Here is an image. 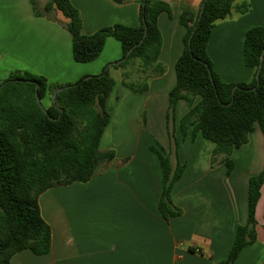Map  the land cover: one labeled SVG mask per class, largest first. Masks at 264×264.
<instances>
[{"label": "crops", "instance_id": "1", "mask_svg": "<svg viewBox=\"0 0 264 264\" xmlns=\"http://www.w3.org/2000/svg\"><path fill=\"white\" fill-rule=\"evenodd\" d=\"M33 1L41 8L46 0ZM70 1L80 12L83 34L114 23L139 24L140 0ZM163 1L171 9V16L163 12L157 19L158 60L165 72L149 80L147 91L135 93L121 82L123 68L108 66L114 85L99 149H112L115 157L102 159L86 183L56 185L40 194L41 215L51 229L50 251L38 255L23 249L12 255L11 264H214L226 258L236 225L247 219L248 179L264 166V138L254 125L248 142L232 151L234 167L227 175L220 157L211 163L213 142L200 134L191 139L189 132L182 138L178 119L189 106L180 100L173 134L185 169L171 199L182 213L170 220L161 215V170L149 147L158 145L175 162L166 114L185 33L179 16L184 9L196 15L202 0ZM247 1L251 10L218 20L207 44L213 70L224 82H250L255 75L244 64L243 42L247 29L264 26V0ZM66 22L56 10L36 15L31 0H0V80L24 71L49 83H72L122 57L120 43L108 37L95 59L75 62ZM43 103L49 104L48 97ZM255 219V240L234 264H264V183Z\"/></svg>", "mask_w": 264, "mask_h": 264}, {"label": "trees", "instance_id": "2", "mask_svg": "<svg viewBox=\"0 0 264 264\" xmlns=\"http://www.w3.org/2000/svg\"><path fill=\"white\" fill-rule=\"evenodd\" d=\"M31 3L38 16L56 10L67 19L64 27L71 37L73 59L78 63L95 59L108 37L120 43L124 57L146 30L142 42L118 65L124 70L121 82L131 91H147L149 80L165 72V66L158 60L161 34L157 19L163 12L171 16L167 2L140 0L137 26L114 23L91 34L81 32L80 12L70 0H46L41 8L33 0ZM201 4L204 6L198 23L199 12L194 15L184 9L179 16L185 33L183 48L174 66L175 84L167 94L166 114L175 162L158 145L149 147L157 156L161 170L158 210L166 220L182 213L171 199L172 187L185 169L177 157V140L173 134L176 105L180 100L189 106L178 119L182 138L189 132L191 139L200 134L213 142L211 163L220 157L227 175L234 167L232 151L248 142L254 125L264 138V57L258 81L254 75L250 82H224L213 70L207 53L216 22L233 12L247 13L250 4L247 0H202ZM263 50L264 26L247 29L243 42L244 64L256 72ZM36 83L47 114L36 101ZM113 85L107 65L98 74L82 76L72 83H49L41 75L24 71H14L0 80V264H11L12 255L23 249L47 254L51 248V229L41 215L40 194L56 185L86 183L102 159L115 157L114 150L99 149L100 138L109 122L106 101ZM65 86L68 88L57 92L53 104V91ZM45 96L48 105L43 103ZM263 183L264 166L248 179L246 222L236 225L226 258L214 264H234L242 248L255 240V209Z\"/></svg>", "mask_w": 264, "mask_h": 264}, {"label": "water", "instance_id": "3", "mask_svg": "<svg viewBox=\"0 0 264 264\" xmlns=\"http://www.w3.org/2000/svg\"><path fill=\"white\" fill-rule=\"evenodd\" d=\"M113 1H115V2H121V0H113ZM203 6H204V4H201V6H200L199 14H198V18H197V23H198L199 20H200L201 13H202V10H203ZM196 27H197V24L193 27V29H192V31H191V33H190V37H189V40H188L189 43H190L191 37H192L193 32H194V30H195ZM145 34H146V30H144V34H143L142 39H141L138 43H136L134 46H136V45H138L139 43L142 42L143 38L145 37ZM134 46H133V47H134ZM133 47H131V48L127 51V53H126V55H125L124 57H121L120 59H118L117 61H115V62H113V63H109V64L107 65V67L110 66V65H112V64H113V65H119L122 61L125 60L126 56L130 53V51L133 49ZM263 57H264V50L261 52L259 67H258V69H257L256 72H255V78H256L257 81H258V79H259V72H260V69H261V66H262ZM207 70H208V73H209L210 79H211L212 84H213L212 75H211V70H210L209 68H208ZM86 78H87V77H86ZM1 86H2V85H1ZM65 88H68V86L60 87V88H57V89H55V90L53 91V93H52V97H51V100H52V103H53V104H55V102H56V94H57V92H59V91L65 89ZM234 90H235V88L232 89V94H233ZM35 97H36V101H37L38 105L40 106V108L46 113V110H45L44 106L42 105V103H41V101H40V99H39V96H38V94H37V83H36V87H35ZM230 103H231V102H230ZM230 103H229V104H230ZM60 111H61V109H60ZM46 114H47V113H46ZM49 118L52 119L51 117H49Z\"/></svg>", "mask_w": 264, "mask_h": 264}, {"label": "rangeland", "instance_id": "4", "mask_svg": "<svg viewBox=\"0 0 264 264\" xmlns=\"http://www.w3.org/2000/svg\"><path fill=\"white\" fill-rule=\"evenodd\" d=\"M250 10H251V7H250ZM250 10H249V11H250ZM249 11H248V12H249ZM234 13H235V12H233L232 15H234ZM236 14H237V13H236Z\"/></svg>", "mask_w": 264, "mask_h": 264}]
</instances>
